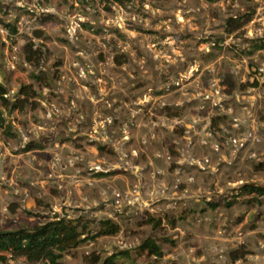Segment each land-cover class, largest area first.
<instances>
[{"label": "rangeland", "instance_id": "rangeland-1", "mask_svg": "<svg viewBox=\"0 0 264 264\" xmlns=\"http://www.w3.org/2000/svg\"><path fill=\"white\" fill-rule=\"evenodd\" d=\"M248 17L239 30L226 32L228 19ZM0 22L17 23L23 31L12 39L15 52L6 53L0 44L7 100L14 101L21 85L37 93L23 112L0 106V142L14 156L29 142L47 145L43 157L0 156V231L32 228L60 214L80 218L94 233L99 220L109 219L119 225L118 234L88 241L62 262L91 264L94 255L101 264L128 251V258L119 256L115 263L173 264L138 255L137 248L147 238L172 248L164 242L171 239L167 226L156 221L180 219L181 206L168 209L155 201L168 186L179 189L187 181L190 203H217V228L226 238L244 236L241 244L226 243L222 263L229 264L231 251L243 250L249 253L243 264H257L253 256H264V195L238 196L237 190L264 188V51L246 54L250 40L264 39V0H0ZM35 29L43 31L42 39L33 36ZM29 42L41 54L33 64L23 54ZM249 78L258 87L247 86ZM208 94L219 106L204 99ZM237 101L256 107L261 141L233 153L224 141L236 134L231 122L240 116ZM213 118L219 122L211 128ZM17 127L27 135L25 143L11 138ZM78 132L86 136L73 139ZM60 139L68 141L65 146ZM215 143L219 152L211 147ZM81 152L87 160H79L82 154L71 159ZM61 154L69 157L61 161ZM17 163L20 168L13 169ZM105 173L111 175L96 176ZM161 177L167 181L158 194ZM136 182L156 189L139 208L125 196ZM189 214L197 219L199 210Z\"/></svg>", "mask_w": 264, "mask_h": 264}, {"label": "trees", "instance_id": "trees-1", "mask_svg": "<svg viewBox=\"0 0 264 264\" xmlns=\"http://www.w3.org/2000/svg\"><path fill=\"white\" fill-rule=\"evenodd\" d=\"M113 1L115 3L122 4L126 0ZM51 18L52 17L49 16L43 20L42 17L39 23L43 24V21L52 20ZM248 21H250L249 17L243 20L241 18H230L226 22V32L232 33L237 31ZM16 24L17 23L13 25H3L2 23L4 27L9 29L12 35L18 36ZM83 26L89 28V26ZM32 33L37 39L43 38V31L41 29H35ZM257 51H264L263 38L249 41V49L246 54L253 55ZM23 54L25 61L29 64L35 63L41 55L40 50L34 48V44L32 42L24 44ZM250 65L253 64L250 63ZM247 83V86L249 87H258L259 85L258 81L254 78H249ZM6 93L7 91L5 87L0 85V106L8 109L9 111L17 112H23L25 108L30 105V100L37 95V93L33 91L32 85H21L12 103L4 98ZM174 115L177 116V114ZM1 116L2 114L0 113V127H3L4 123ZM218 120V118H213L211 120V128L217 126ZM5 135H9V133L6 132ZM39 148H41V145L29 142L26 144L23 151ZM237 192L238 196L243 195L246 192L255 193L260 196L264 195V188L244 185L240 187ZM209 204L211 208L216 206L215 203ZM227 206L230 205L227 204ZM119 231V225L109 219L99 220L93 233L88 230L87 224L82 223L80 218L68 219L65 216L54 214L53 217H51V220L45 223L37 224L32 228L0 231V264H64L62 262L64 255L69 254L80 245L88 241H94L98 237L115 236L119 233ZM137 251L138 255L145 253L146 256L149 257L154 256L156 258H160L163 255L161 248L151 238L144 240L137 248ZM248 254V252L243 250L231 251L228 256L229 261L233 263L236 260H242ZM119 256L128 258L129 252L123 251L116 255H112L111 257L103 260L101 264H116L114 259ZM18 258L21 260L20 263L16 262ZM99 261L100 258L98 256L92 255L89 258V262L91 264H97Z\"/></svg>", "mask_w": 264, "mask_h": 264}, {"label": "crops", "instance_id": "crops-1", "mask_svg": "<svg viewBox=\"0 0 264 264\" xmlns=\"http://www.w3.org/2000/svg\"><path fill=\"white\" fill-rule=\"evenodd\" d=\"M238 97H239V95H238ZM241 98L244 99L245 97L241 96ZM251 98H254V97L252 96ZM237 99L239 100V98H237ZM237 104L239 106L238 107L239 110L236 113L238 115H240L239 117L242 119H244V117L250 115L251 119L248 120L246 125L248 126V128H253L255 130L256 127H258V123H257V121H255V118H254V115H255L254 112H255L256 107L253 104H248V103L242 104L240 101ZM259 127L262 130L263 124L259 123ZM38 128L40 130H42V126H40ZM17 130H18V133H17V131L12 129L11 132L15 135L11 136V138H16L18 141H19V139L21 140V138H22V141L25 143L27 141V135L24 134L21 130H19L18 127H17ZM212 131H213V129H212ZM82 136H86V134L85 133L82 134V133L78 132L77 134L74 135L73 139H77L78 137H82ZM90 136H91V131L89 132L88 138ZM37 137H39L38 134H37ZM42 138H43V135H42ZM45 141L49 142V140L48 141L45 140ZM87 141L90 142L89 139ZM4 142L5 141L0 142V147L3 146L2 150L0 149V156H4V157L8 156V155L11 157H21L23 159H26L28 157H32V159L35 157H37V158L43 157L42 154H43L44 150L47 148V145L44 144L43 141H35V143L38 142L39 145H41V148L33 149V150H29V151H22L18 155L14 156V155H11L9 149L4 146ZM66 142H68L66 139H60L59 144H61L62 146H65ZM59 144L56 143L55 145L58 147ZM21 147L24 150L25 146H21ZM91 148H94V146L93 147L88 146L87 151ZM81 149L82 148H80V147L77 148V150H79V151H81ZM80 154L83 155L82 158L81 157L79 158L80 161H82L83 158L85 160H87L82 152L81 153H74L71 159H78L77 157H79ZM74 155H75V157H74ZM155 155L156 154H153L152 158H153V160L158 162V160H156V158H155ZM60 157H61L60 159L62 161V160H66L65 158H68L69 155H66V157H64V154H61ZM225 158L227 159L226 156L222 157L221 159H218V161L220 162L219 164H224V162H226ZM233 159H234V157H233ZM239 160L241 161V158L237 157V161H239ZM69 161H72V160H69ZM218 161H217V163H218ZM23 163H25V162H23ZM17 165L18 166L13 165L12 168L13 169H17L18 167L20 168V164L17 163ZM23 166H25V165H21V167H23ZM9 168H11V165H9ZM190 168L193 169V166L191 165ZM207 168L208 167L206 166V169ZM106 174L107 173H105V175H96V176L97 177H99V176L108 177L111 175L110 173H108V175H106ZM175 174H176V172H171V174H170V177L173 180L175 178L174 177ZM78 175H79V176H77L78 182L80 181L79 183H81V180H83L85 177L81 172L78 173ZM139 176L142 177V174H140ZM161 179H162V177H161ZM166 181H167L166 179H162V182H159L158 185L156 186L158 188V190H157L158 194H160V191L162 190V187H160V184L161 183L166 184ZM185 182H187V181H185ZM185 182H183V183L186 186L183 187L181 185L179 187V189H175L174 186H172V187L168 186L169 191H167L166 194L160 195L159 199H157L155 201V202H161V204H159L158 207L164 206V208L169 209L170 206H172V208H175L178 205L179 207L181 206L180 208L182 210L181 216L179 217L180 219H177V217H172V219L167 224H164L163 219L161 220V222L159 219L156 221V225L167 226V228L169 230L168 232L171 236L170 237L171 239L164 240V242L170 243L172 248L169 251H166L165 248H162L161 250L164 252L162 257L164 260H169V261L174 260L175 263H173V264H224V263H222L221 257L224 259L222 254L224 253V250H225L224 248L226 247V243H229V242L231 243V241L234 240L235 242H237V244H239L242 240L245 241L244 236L242 233H240V234H238L237 238H235V239L226 238V236L223 235L224 234L223 230H220L219 228H217L220 225V219L218 217L220 215L217 214L218 208H219L217 203H215L216 206L214 208H211L209 203H207V204L200 203L201 201L198 202L195 200L194 201L195 204L190 203L189 198L191 196H188L189 188H187L188 185ZM139 184L140 183L136 182V185L133 186L132 189L127 190V194H128L127 197L131 196L130 199L133 198L134 201H137V206H138L137 208H139V206H141V203L146 202V200L144 199L146 196L150 198V196H152V194L155 193L154 191L156 190V189H154V187L152 189H150L148 183L142 182L141 183L142 187H139ZM173 184H174V182H173ZM158 186L160 187L161 190H159ZM151 200H152V197H151ZM179 207H177V208L180 209ZM193 208L199 210V214H198L197 219H193L192 217L190 218V216H189L190 215L189 211ZM127 210H128V208H127ZM58 215L62 216L60 214H58ZM68 219H72V218H68ZM73 219H75V218H73ZM250 257H252L251 254H250ZM253 257L255 258V262H257V264H264V256H260L259 254H256ZM259 259H263V262L258 263ZM229 264H243V261L242 260H236L233 263H231L229 261Z\"/></svg>", "mask_w": 264, "mask_h": 264}, {"label": "built area", "instance_id": "built-area-1", "mask_svg": "<svg viewBox=\"0 0 264 264\" xmlns=\"http://www.w3.org/2000/svg\"><path fill=\"white\" fill-rule=\"evenodd\" d=\"M21 33H23L21 30V25H18L17 34L19 35ZM14 37L15 36L10 33L8 28L0 24V44L4 47L6 53L9 49H12V51L14 50V52L16 51V47H13L12 45V39ZM259 71L262 72L261 70ZM219 93L220 91L216 89V94L219 95ZM210 95L212 94L205 95L204 99L214 104V107L219 106L218 101L216 102L215 99L212 98L213 95L212 97H210ZM4 98L8 99V92L4 95ZM236 98H238V96ZM204 108L205 106H202V109ZM249 119H251L250 115L247 116V119H242L240 117L232 118L231 127L233 130H235L236 134L229 135L224 143L231 149L233 153H237L246 149L248 145L260 143L261 141V137L258 135V133L253 128H248L246 125ZM245 128H247V130ZM211 147L215 152H219L221 148L220 144L218 143L213 144ZM204 162L208 163V160H205ZM125 196L127 198L128 194L126 193ZM117 198H120V195H117Z\"/></svg>", "mask_w": 264, "mask_h": 264}, {"label": "water", "instance_id": "water-1", "mask_svg": "<svg viewBox=\"0 0 264 264\" xmlns=\"http://www.w3.org/2000/svg\"><path fill=\"white\" fill-rule=\"evenodd\" d=\"M254 185H256V184H254Z\"/></svg>", "mask_w": 264, "mask_h": 264}]
</instances>
